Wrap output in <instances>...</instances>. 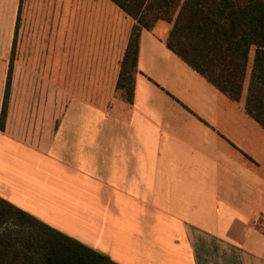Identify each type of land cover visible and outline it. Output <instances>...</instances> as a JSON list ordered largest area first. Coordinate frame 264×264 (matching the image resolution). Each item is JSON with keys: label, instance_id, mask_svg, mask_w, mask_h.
Here are the masks:
<instances>
[{"label": "crops", "instance_id": "obj_1", "mask_svg": "<svg viewBox=\"0 0 264 264\" xmlns=\"http://www.w3.org/2000/svg\"><path fill=\"white\" fill-rule=\"evenodd\" d=\"M135 23L110 0H0V196L118 264H264V127L246 90L231 100L159 21L129 102Z\"/></svg>", "mask_w": 264, "mask_h": 264}, {"label": "trees", "instance_id": "obj_2", "mask_svg": "<svg viewBox=\"0 0 264 264\" xmlns=\"http://www.w3.org/2000/svg\"><path fill=\"white\" fill-rule=\"evenodd\" d=\"M135 20L117 88L133 102L140 37L172 23L168 47L264 127V0H110ZM254 56L251 63V53ZM11 74L9 76L10 85ZM9 90L5 98L8 102ZM4 112L0 127L5 125ZM0 264H118L0 196Z\"/></svg>", "mask_w": 264, "mask_h": 264}, {"label": "rangeland", "instance_id": "obj_3", "mask_svg": "<svg viewBox=\"0 0 264 264\" xmlns=\"http://www.w3.org/2000/svg\"><path fill=\"white\" fill-rule=\"evenodd\" d=\"M253 56H254V51L251 53V63H252ZM249 76H250V72L248 73V77H247V80H246L245 90H247V87H248Z\"/></svg>", "mask_w": 264, "mask_h": 264}, {"label": "built area", "instance_id": "obj_4", "mask_svg": "<svg viewBox=\"0 0 264 264\" xmlns=\"http://www.w3.org/2000/svg\"><path fill=\"white\" fill-rule=\"evenodd\" d=\"M262 230H263L262 232H263V234H264V223H263V225H262Z\"/></svg>", "mask_w": 264, "mask_h": 264}]
</instances>
